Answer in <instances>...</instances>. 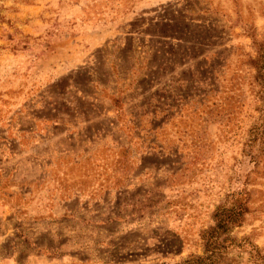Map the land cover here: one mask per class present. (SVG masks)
I'll use <instances>...</instances> for the list:
<instances>
[{"label":"rangeland","instance_id":"rangeland-1","mask_svg":"<svg viewBox=\"0 0 264 264\" xmlns=\"http://www.w3.org/2000/svg\"><path fill=\"white\" fill-rule=\"evenodd\" d=\"M259 45L264 0H0V264H174L219 208L264 254Z\"/></svg>","mask_w":264,"mask_h":264},{"label":"trees","instance_id":"trees-1","mask_svg":"<svg viewBox=\"0 0 264 264\" xmlns=\"http://www.w3.org/2000/svg\"><path fill=\"white\" fill-rule=\"evenodd\" d=\"M255 70L262 77L261 87L264 91V46L259 45L257 57L254 60ZM215 224L204 230L200 234L202 252L201 255L190 254L184 259L174 264H237L229 256L230 251L238 249L246 252L249 256L256 257L258 263H264V254L248 240L243 237L240 240L228 236L229 230L238 225L237 218L232 213V209H216ZM239 251V252H240Z\"/></svg>","mask_w":264,"mask_h":264}]
</instances>
